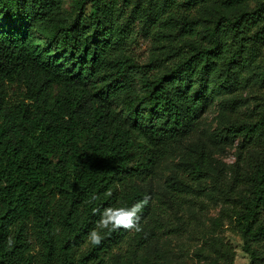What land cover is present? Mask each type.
Returning a JSON list of instances; mask_svg holds the SVG:
<instances>
[{
    "label": "trees",
    "instance_id": "trees-1",
    "mask_svg": "<svg viewBox=\"0 0 264 264\" xmlns=\"http://www.w3.org/2000/svg\"><path fill=\"white\" fill-rule=\"evenodd\" d=\"M210 1L71 0L69 18L66 0H0V264H124L127 238L169 234L143 185L199 132L216 82L229 95L224 135L240 140L232 177L212 151L188 150L173 200L219 168L249 264H264V97L242 111L240 85L264 61V0H217L240 7L208 18ZM136 25L153 41L146 65L132 54ZM145 200L134 227L101 222Z\"/></svg>",
    "mask_w": 264,
    "mask_h": 264
},
{
    "label": "rangeland",
    "instance_id": "rangeland-1",
    "mask_svg": "<svg viewBox=\"0 0 264 264\" xmlns=\"http://www.w3.org/2000/svg\"><path fill=\"white\" fill-rule=\"evenodd\" d=\"M253 5L250 4V8ZM239 7H227L213 0L203 7L202 15L216 18L222 13L235 12ZM74 11L71 0H66L64 15L72 18ZM135 32L132 54L140 64L146 65L151 59L153 41L142 32L140 25H136ZM263 73L264 61H260L254 70L244 74L240 85L247 100L241 106L242 111H250L255 99L264 97ZM143 76L142 70H137L138 80ZM205 95L209 105L199 132L176 145L159 164L156 176L143 185L150 192L153 205L158 207V216L170 233L146 246L140 245L132 236L127 238L116 250L124 264H227L224 246L232 249L233 264H249L251 261L249 253L244 250L243 238L233 228L224 206V195L217 183L219 168L196 188L180 192L185 195L180 200H173L177 191L173 195L171 176L186 162L188 150L212 151L213 157L222 163L226 177L230 179L233 174L235 150L240 140L225 137V125L221 120L222 107L229 95L218 82ZM255 247L264 252L263 243Z\"/></svg>",
    "mask_w": 264,
    "mask_h": 264
},
{
    "label": "clouds",
    "instance_id": "clouds-1",
    "mask_svg": "<svg viewBox=\"0 0 264 264\" xmlns=\"http://www.w3.org/2000/svg\"><path fill=\"white\" fill-rule=\"evenodd\" d=\"M143 202H137L131 207H109L101 213V222L105 227L111 225L113 228H132L135 226L136 220L138 219V213L141 211ZM92 239L94 243H99L101 237L94 231L92 233Z\"/></svg>",
    "mask_w": 264,
    "mask_h": 264
}]
</instances>
